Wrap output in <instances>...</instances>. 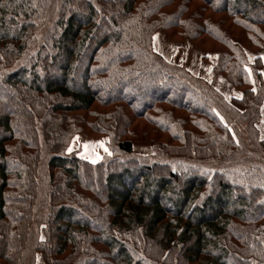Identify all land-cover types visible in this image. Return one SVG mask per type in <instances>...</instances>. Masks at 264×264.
<instances>
[{
    "label": "trees",
    "instance_id": "trees-1",
    "mask_svg": "<svg viewBox=\"0 0 264 264\" xmlns=\"http://www.w3.org/2000/svg\"><path fill=\"white\" fill-rule=\"evenodd\" d=\"M158 30L216 54L240 95L168 61ZM247 49L264 0H0V264H264ZM76 134L110 153L70 152Z\"/></svg>",
    "mask_w": 264,
    "mask_h": 264
},
{
    "label": "rangeland",
    "instance_id": "rangeland-1",
    "mask_svg": "<svg viewBox=\"0 0 264 264\" xmlns=\"http://www.w3.org/2000/svg\"><path fill=\"white\" fill-rule=\"evenodd\" d=\"M154 35V49L162 54L168 61L185 65L192 73L201 76L209 81H216L217 87L227 96H239L240 93L222 76L214 78L213 68L211 70V61L216 59V54H205L203 51L196 49L190 42H177L170 40L167 35L158 30ZM199 54H202L200 57ZM261 54L264 57V51L256 52L247 49L249 63H252L255 57ZM215 64V63H214ZM250 68V67H249ZM264 73V68L262 69ZM262 117L260 121V129L264 134V103L262 104ZM109 138L107 136L100 138H89L76 134L71 141L69 151L76 152L79 156L88 158L96 162L100 160L104 154H109L108 149ZM154 151L153 145L148 141H135L134 152L137 154H151ZM38 264H43L39 261Z\"/></svg>",
    "mask_w": 264,
    "mask_h": 264
},
{
    "label": "crops",
    "instance_id": "crops-1",
    "mask_svg": "<svg viewBox=\"0 0 264 264\" xmlns=\"http://www.w3.org/2000/svg\"><path fill=\"white\" fill-rule=\"evenodd\" d=\"M157 33V32H156ZM156 35V34H155ZM199 56L201 57L202 56V54H199ZM209 61H211V70H212V68H213V66H214V63H215V61H216V59H209Z\"/></svg>",
    "mask_w": 264,
    "mask_h": 264
}]
</instances>
